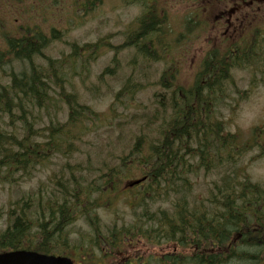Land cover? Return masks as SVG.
<instances>
[{
  "label": "trees",
  "instance_id": "1",
  "mask_svg": "<svg viewBox=\"0 0 264 264\" xmlns=\"http://www.w3.org/2000/svg\"><path fill=\"white\" fill-rule=\"evenodd\" d=\"M122 1L141 12L121 45L99 40L81 50L70 42V53L56 59L47 50L65 39L35 28L8 38L0 51V185H17L54 159L65 161L46 189L10 205L0 253L65 255L70 227L83 220L93 232L86 248L100 249L106 258L144 241L173 244L175 250L142 264H264V187L251 181L244 161L255 149L259 158L264 155V126L248 136L231 132L224 114L246 95L235 71H248L252 88L259 72L264 84V26L208 48L189 86L178 84L172 67L151 82L145 69L162 63L180 40L157 0ZM103 2L76 0V8L88 15ZM201 26L185 24L191 34ZM106 48L114 52L111 64L88 88L97 95L122 69L118 55L133 51L131 75L115 93L109 114L84 102L75 82L81 77L85 84ZM149 88L155 89L150 107L131 109ZM101 128L106 134H98ZM122 145L117 156L89 155L86 163L71 164L82 151L115 152ZM121 201L128 212L120 225L106 229L98 211ZM251 246L263 247V254L242 251ZM135 256L112 264H139Z\"/></svg>",
  "mask_w": 264,
  "mask_h": 264
},
{
  "label": "rangeland",
  "instance_id": "2",
  "mask_svg": "<svg viewBox=\"0 0 264 264\" xmlns=\"http://www.w3.org/2000/svg\"><path fill=\"white\" fill-rule=\"evenodd\" d=\"M241 1L243 0H237V2L230 0L226 3L218 0H157L162 9L161 13L168 18L169 25L174 28V39L177 38L180 42L168 55H165L162 63H153V69H145V73H151L149 75L152 78L149 80L155 82L161 77L164 68L172 67L171 72H176L178 84L189 86L208 48L219 46L225 42L224 40L232 37L236 40L241 39L250 35L256 27L264 26V3L255 5L253 9V5L249 7L247 4L243 5L244 8H240L238 3ZM140 12L139 6L122 0H104L100 7L88 15L77 10L76 0H0V51L6 49L8 38L20 37L26 29L35 28L47 35L55 30L57 36L65 39L63 42H55L51 49L47 50V54L56 59H61L70 53V42H77L81 50L83 45L95 44L99 40H106L114 46L121 45L126 38L124 33L135 22ZM226 17L229 21L225 25L223 18ZM189 20L202 23V26L195 27L193 29L195 32L191 34L185 28ZM101 55L92 65L85 84L82 83L81 77H76L75 82L84 102L99 113L109 114L115 93L131 75V66L128 64L131 62L133 51H125L118 55L122 69L107 79L100 95H97L91 93L88 88L98 83L97 76L111 64L114 52L106 48ZM255 75L257 82L255 81L256 86L252 88L250 87L252 78L248 71L235 73L238 87L246 95H241L242 98L235 105L233 112H224L228 122L227 128L231 132H242L248 136L251 130L264 126V84L260 82L259 72ZM154 90L149 88L140 94L130 108L133 109L135 106H139L140 109L149 108ZM137 112L142 111H131V113ZM106 131L105 128H101L98 134H106ZM125 146H116L115 152L82 151L75 160L71 161V164L75 166L79 162L86 163V157L89 155L91 158L102 154L117 156ZM259 155L260 151L255 149L244 161L249 164L248 173L251 181L264 187V155L260 158ZM64 163V160L54 159L48 169L36 170L26 181L12 186L0 185V234L6 229L10 205L19 199L34 196L39 190L46 189L55 177L54 172L58 171ZM213 179L214 176H210L205 181L208 183ZM200 189L201 193H204L202 189H205V186L202 185ZM125 212H128L126 204L121 201L112 208L100 209L98 214L103 226L107 229L113 223L120 225L123 220L122 214ZM70 230L71 239L65 255H71L76 264L84 263L86 260H91L94 264L119 263L128 254H131V257L138 255L139 264H142L151 256L160 258L175 250L173 244L149 246L144 241H139L137 246L131 251H126V254L106 258L100 249L86 248L90 246L88 239L93 238V232L85 221H77ZM262 250L263 247L256 248V246L242 249L256 256H261ZM133 263L136 264L135 260Z\"/></svg>",
  "mask_w": 264,
  "mask_h": 264
},
{
  "label": "water",
  "instance_id": "3",
  "mask_svg": "<svg viewBox=\"0 0 264 264\" xmlns=\"http://www.w3.org/2000/svg\"><path fill=\"white\" fill-rule=\"evenodd\" d=\"M144 179L134 181L130 187L139 185ZM0 264H74L65 256L40 254L35 251L18 250L0 254Z\"/></svg>",
  "mask_w": 264,
  "mask_h": 264
},
{
  "label": "flooded vegetation",
  "instance_id": "4",
  "mask_svg": "<svg viewBox=\"0 0 264 264\" xmlns=\"http://www.w3.org/2000/svg\"><path fill=\"white\" fill-rule=\"evenodd\" d=\"M218 1H221L223 3H226V1L230 2V0H218ZM235 2H237V0H235ZM261 3H264V0H243L240 3H238V5L240 6V8H244L243 7L244 4H247L249 7H251V5H253L252 6V9H253V7L255 5L257 6V5L261 4ZM228 21H229L228 17L223 18V22H224L225 25L228 23ZM219 24H221V23H219ZM232 38L234 39V37H232Z\"/></svg>",
  "mask_w": 264,
  "mask_h": 264
}]
</instances>
